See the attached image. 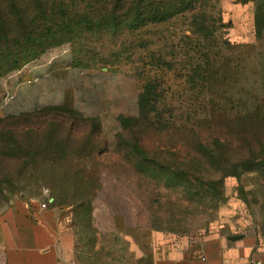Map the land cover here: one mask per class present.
<instances>
[{"label":"rangeland","instance_id":"374dc122","mask_svg":"<svg viewBox=\"0 0 264 264\" xmlns=\"http://www.w3.org/2000/svg\"><path fill=\"white\" fill-rule=\"evenodd\" d=\"M157 1L176 14L129 30L94 27L98 0L46 22L33 0H0V213L49 211L70 264H150L210 240L264 250V0ZM57 55L99 114L68 98L10 114L22 68Z\"/></svg>","mask_w":264,"mask_h":264},{"label":"crops","instance_id":"0c3cea01","mask_svg":"<svg viewBox=\"0 0 264 264\" xmlns=\"http://www.w3.org/2000/svg\"><path fill=\"white\" fill-rule=\"evenodd\" d=\"M70 69L82 76L68 56L34 59L21 70L13 85L9 113L13 116L49 106H59L67 98L73 108L89 115H98L91 93L76 95L68 80L75 78ZM62 70L61 74L57 72ZM104 102V101H103ZM100 104V103H98ZM0 213V264H70L73 258V237L43 209L9 206ZM60 226V227H59ZM150 264H264V250L247 251L233 244L221 247L219 240H210L195 251L155 250Z\"/></svg>","mask_w":264,"mask_h":264},{"label":"trees","instance_id":"16d2710c","mask_svg":"<svg viewBox=\"0 0 264 264\" xmlns=\"http://www.w3.org/2000/svg\"><path fill=\"white\" fill-rule=\"evenodd\" d=\"M33 1H34L33 4L36 7V12L40 13L41 17L43 16V20L45 22H46L47 17L57 18L58 16L59 18H65L67 16L68 9H67V5H65L66 4L64 2L65 0H59L58 4H54L55 7H57L58 13L57 12L52 13V11L50 10L52 15H48L45 13V11L42 10L43 7H46V11H47V4H49L48 2H44L43 7H42V4H39L41 0H33ZM98 1L102 5L100 8V11L95 12V14L98 17L94 21L95 22V25H93L94 27L96 25L97 27L98 25L99 27L100 26L102 27L111 26V28L116 29L119 25L118 21H120V18L123 17L125 26L129 30L130 29L135 30L138 26H141V24H143L146 21L161 23V22H165L171 19L173 15L176 14V11H173V12L166 11V8H162L161 4L158 1L156 2V7H154V5L146 4L145 0H98ZM120 12L123 13V15H121ZM82 18H84L88 22L91 20L92 17L90 16V18L88 17H82ZM201 71H204V70H199L198 74H194L193 76H196L199 80L203 82L211 78L212 73L210 75V72L208 71H204V73H202ZM193 76L189 77L188 79L192 78ZM203 85L204 84H202V87ZM142 96L143 95H141V97ZM259 144L261 148L260 150L263 153L262 155H264V144L262 143H259ZM197 155H200V154H197ZM226 158L227 157H225V159ZM190 159L191 158H188L187 160H190ZM250 164H252V162H249V165ZM245 168L247 167H244V169H240L237 171V164H233L232 171L225 169V172L226 174H232L236 178H239L242 175V173L246 170Z\"/></svg>","mask_w":264,"mask_h":264},{"label":"built area","instance_id":"2783aa9c","mask_svg":"<svg viewBox=\"0 0 264 264\" xmlns=\"http://www.w3.org/2000/svg\"><path fill=\"white\" fill-rule=\"evenodd\" d=\"M41 207H42V208H43V207H45V204H44V203H42V204H41Z\"/></svg>","mask_w":264,"mask_h":264}]
</instances>
